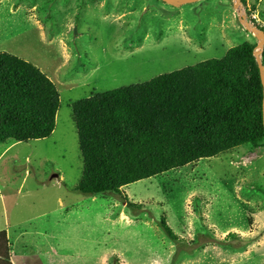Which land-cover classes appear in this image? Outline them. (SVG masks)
Instances as JSON below:
<instances>
[{"label":"rangeland","instance_id":"rangeland-1","mask_svg":"<svg viewBox=\"0 0 264 264\" xmlns=\"http://www.w3.org/2000/svg\"><path fill=\"white\" fill-rule=\"evenodd\" d=\"M240 3L0 0V53L38 68L59 95L49 137L0 143V264H264V140L123 187L140 208L73 190L83 164L71 105L245 42L260 51L241 19L264 27V0ZM258 59L264 68V46Z\"/></svg>","mask_w":264,"mask_h":264},{"label":"trees","instance_id":"trees-1","mask_svg":"<svg viewBox=\"0 0 264 264\" xmlns=\"http://www.w3.org/2000/svg\"><path fill=\"white\" fill-rule=\"evenodd\" d=\"M253 51L245 42L221 59L73 103L83 164L73 190L114 194L136 209L123 187L243 145L259 146L263 94ZM58 108V91L38 68L0 53V143L49 137ZM158 225L169 241H179L163 217Z\"/></svg>","mask_w":264,"mask_h":264},{"label":"water","instance_id":"water-1","mask_svg":"<svg viewBox=\"0 0 264 264\" xmlns=\"http://www.w3.org/2000/svg\"><path fill=\"white\" fill-rule=\"evenodd\" d=\"M161 1L167 5H172V6L178 7V6L189 4V3L196 2L199 0H161ZM235 1H236L238 6H241L240 0H235ZM241 23L244 25V27L247 31L254 33L256 38L259 39V41H260V43L258 44V49L260 51H253V57L255 59V63H256L257 68H258L260 82L262 85V94H263V98H262V122H263V128H264V68L258 59V56H259V54H260V52L264 46V34L260 30L254 28V27H250L249 23H247L243 18L241 19Z\"/></svg>","mask_w":264,"mask_h":264},{"label":"crops","instance_id":"crops-1","mask_svg":"<svg viewBox=\"0 0 264 264\" xmlns=\"http://www.w3.org/2000/svg\"><path fill=\"white\" fill-rule=\"evenodd\" d=\"M23 234V233H22ZM21 233L20 234H18V236H20V235H22ZM30 234H31V232H30ZM31 235H35V234H31ZM35 236H39V235H35ZM62 257H65V258H67V256L66 255H62V256H56L55 255V260H57V259H60V258H62ZM52 259V258H51ZM15 263V261L13 260V262H11V264H14Z\"/></svg>","mask_w":264,"mask_h":264}]
</instances>
